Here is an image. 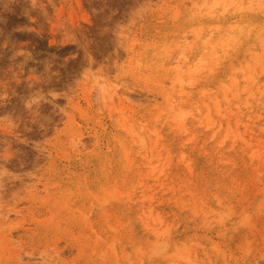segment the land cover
Here are the masks:
<instances>
[{"label":"rangeland","instance_id":"rangeland-1","mask_svg":"<svg viewBox=\"0 0 264 264\" xmlns=\"http://www.w3.org/2000/svg\"><path fill=\"white\" fill-rule=\"evenodd\" d=\"M216 1L0 0V264H264V7Z\"/></svg>","mask_w":264,"mask_h":264},{"label":"bare ground","instance_id":"bare-ground-1","mask_svg":"<svg viewBox=\"0 0 264 264\" xmlns=\"http://www.w3.org/2000/svg\"><path fill=\"white\" fill-rule=\"evenodd\" d=\"M228 1V0H227ZM261 1V0H260ZM259 1V3H261ZM204 2H206V1H204ZM257 2H258V0H257ZM262 2H263V0H262ZM264 3V2H263ZM262 3V7H260V6H258L257 4L258 3H256V1L255 0H239V1H237V0H232L231 2H226V0H217L214 4H213V10L215 11V10H217V9H219V10H221L220 12H218V13H221V12H223V14H227V13H229L230 11H236V12H238V13H253V12H255L258 8H259V10H261V9H263V7H264V4ZM202 4V3H201ZM205 6V5H204ZM258 6V7H257ZM206 7V6H205ZM209 7V6H208ZM208 10V9H207ZM213 10H211V12L213 11ZM219 10H217V11H219ZM258 11V10H257ZM232 12V13H233ZM236 12H234V14L236 13ZM209 13V12H208ZM249 13V14H250ZM256 13V12H255ZM231 14V13H230ZM220 15V14H219ZM212 16V15H211ZM214 16H215V14H214ZM202 17V16H201ZM208 18V17H207ZM215 18V17H214ZM235 22V21H234ZM250 22V21H249ZM215 26V25H214ZM217 26V25H216ZM215 26V27H216ZM252 26V25H251ZM200 27H201V25H200ZM228 27H230V29H232V30H230V32L229 31H227V33H226V35H224V34H222L223 36H222V40L221 41H219V42H217L218 40H217V38H216V44H213V41L215 40H213L212 41V44L215 46L214 47V50H215V52H213L214 54H218V53H220L221 51L222 52H224L225 54L226 53H228V51L229 50H237V48H239L240 47V45H241V43H243V38L245 39V37H242L241 36V34H243V33H241L240 31L239 32H234L235 30V28L237 29V26H233L232 28H231V26H228ZM253 27V26H252ZM256 27V26H255ZM254 27V28H255ZM195 28V27H194ZM201 28H203V27H201ZM209 28V27H208ZM213 29H214V27H212ZM241 28V27H240ZM239 28V30H241ZM247 28V27H246ZM248 28H250V27H248ZM210 29V28H209ZM217 29H219V27H217ZM261 29V28H260ZM194 30V29H193ZM192 30V31H193ZM204 30V29H203ZM212 30V29H211ZM216 30V29H215ZM225 30V29H224ZM228 30V29H227ZM255 30V29H254ZM253 30V31H254ZM238 31V30H237ZM241 31H243V30H241ZM252 31V30H251ZM194 32H196V31H194ZM163 33V32H162ZM165 33V32H164ZM173 33V32H172ZM199 33V32H198ZM201 33V32H200ZM237 33H241L240 35H238ZM259 33H260V31H259ZM262 33V34H261ZM260 34H261V40L264 42V35H263V32H261ZM167 34V33H166ZM171 34V33H170ZM174 34V33H173ZM212 34V33H211ZM246 34V33H245ZM245 34H244V36H245ZM248 34H249V32H248ZM257 34V33H256ZM260 34H257L258 36H260ZM165 35V34H164ZM161 36V35H160ZM168 36V35H167ZM172 36V35H171ZM209 36V35H208ZM212 36V35H211ZM220 36V35H219ZM246 36H247V34H246ZM250 36V35H249ZM164 37V36H163ZM175 37V36H174ZM201 37V36H200ZM221 37V36H220ZM166 38V37H165ZM171 38V37H170ZM182 38V37H181ZM185 38V37H184ZM203 38V37H202ZM257 38V37H256ZM161 39V38H160ZM205 39H206V37H205ZM219 39V38H218ZM157 40V39H156ZM171 40H173V39H171ZM164 41V40H163ZM179 42V41H178ZM202 42V41H201ZM204 42V41H203ZM262 42V43H263ZM211 43V42H210ZM211 44V45H212ZM180 45V44H179ZM212 45V46H213ZM263 45V44H262ZM198 46V45H197ZM203 46H204V43H203ZM239 46V47H238ZM255 46V45H254ZM261 46V45H260ZM210 48H212L211 46H209ZM189 49H190V47H189ZM199 50V49H198ZM205 50V49H204ZM213 50V49H212ZM213 50V51H214ZM249 50V49H248ZM263 50V49H262ZM163 52V51H162ZM200 52V51H199ZM206 52V51H205ZM251 52V51H250ZM263 52V51H262ZM191 53V52H190ZM198 53V52H197ZM196 52H195V54H197ZM212 53V52H211ZM224 53H223V55H224ZM233 53H234V51H233ZM245 53V52H244ZM255 53H257V52H255ZM194 54V55H195ZM213 54V55H214ZM264 54V53H263ZM211 55V54H210ZM213 55H212V57H213ZM219 55H221V53L219 54ZM246 55H247V53H246ZM250 55V54H249ZM255 55V54H254ZM256 55H258L259 57H260V55L259 54H256ZM261 55H262V53H261ZM197 56V55H196ZM201 56V55H200ZM212 57H210L211 59H212ZM215 57H218L217 55L215 56ZM214 57V58H215ZM224 58V57H223ZM231 58V57H230ZM165 59H166V57H165ZM197 59V58H196ZM207 59H208V57H207ZM202 60V59H201ZM200 60V61H201ZM213 60V59H212ZM216 60V59H215ZM220 60V59H219ZM167 61V60H166ZM206 62V61H205ZM211 62V61H210ZM161 64V63H160ZM210 64V63H209ZM216 64V63H215ZM211 69V68H210ZM191 70H193V69H191ZM187 72H188V70H187ZM192 73V72H191ZM186 74V73H185ZM190 75V74H189ZM181 77V76H180ZM181 80V79H180ZM179 81V80H178ZM176 82V81H175ZM185 85V84H184ZM178 86V85H177ZM187 88V87H186ZM182 91V90H181ZM184 92L185 91H183V94H184ZM188 94V93H187ZM180 95V94H179ZM183 97V96H182ZM188 100V99H187ZM189 101V100H188ZM183 102V101H182ZM185 102V101H184ZM189 103V102H188ZM183 112V111H182ZM178 115H176V116H178L179 117V114H180V112L178 113V112H176ZM174 114V113H173ZM188 114H190V113H188ZM169 116V115H168ZM175 116V117H176ZM187 116H190V115H187ZM160 117V116H159ZM172 117H173V115H172ZM177 118V117H176ZM190 118V117H189ZM172 119V118H171ZM176 120H181L180 118L179 119H176ZM155 121V120H154ZM174 121V120H173ZM182 121V120H181ZM180 122V121H179ZM179 122H177V123H179ZM183 122V121H182ZM181 122V123H182ZM175 123H176V121H175ZM183 124H184V122H183ZM185 125V124H184ZM178 127V126H177ZM176 127V128H177ZM183 127V126H182ZM175 128V127H174ZM186 129V128H185ZM188 129V128H187ZM181 130H184V129H181ZM181 130H180V132H181ZM191 130V129H190ZM127 131V130H126ZM157 132H159V131H157ZM160 133V132H159ZM158 133V134H159ZM187 133V132H186ZM189 133V132H188ZM191 133H192V131H191ZM159 137H160V135H159ZM158 137V138H159ZM169 138V137H168ZM170 139V138H169ZM188 139V138H187ZM192 139V138H191ZM167 142V141H166ZM139 143V142H138ZM142 144V143H141ZM163 144V143H162ZM177 144V143H176ZM146 146V145H145ZM165 149V148H164ZM192 149V148H191ZM168 150V149H167ZM125 152V151H124ZM135 152V151H134ZM170 153V152H169ZM127 154V153H126ZM126 156V155H125ZM185 156V155H184ZM127 157V156H126ZM137 157V156H136ZM169 159V158H168ZM123 161H124V159H123ZM127 161V160H126ZM179 161V160H178ZM186 161V160H185ZM125 163V162H124ZM127 163V162H126ZM125 163V164H126ZM143 164V163H142ZM189 164H190V162H189ZM122 165H123V163H122ZM127 165V164H126ZM145 165V164H144ZM177 165V164H176ZM191 165V164H190ZM125 166V165H124ZM128 166V165H127ZM186 167H187V164L185 165ZM155 167V166H154ZM159 167V166H158ZM126 168V167H125ZM156 168V167H155ZM155 168H152V169H155ZM185 168V167H184ZM131 170H132V168H130ZM172 169V168H171ZM155 170H157V169H155ZM155 170L153 171V172H155ZM159 170V169H158ZM132 172V171H131ZM135 172V171H134ZM157 172V171H156ZM113 173V172H112ZM160 175H165L166 174V167L165 168H163V169H161V170H159V172H158ZM154 174V173H153ZM158 174V175H159ZM118 175H120V174H118ZM155 175V174H154ZM190 175V174H189ZM192 175V174H191ZM190 175V176H191ZM127 176V175H126ZM151 176V175H150ZM189 176V177H190ZM121 177V176H120ZM159 177V176H158ZM185 177V176H184ZM123 178V177H122ZM188 180V179H187ZM105 182V181H104ZM162 183V182H161ZM171 183V182H170ZM177 183V182H176ZM128 184V183H127ZM136 184V183H135ZM137 184H138V182H137ZM140 185V184H139ZM140 186H142V185H140ZM147 186V185H146ZM153 186V185H152ZM157 186V185H156ZM172 186V185H171ZM158 187V186H157ZM174 187V186H173ZM179 187H180V185H179ZM135 188H136V186H135ZM137 188H139V187H137ZM147 188V187H146ZM205 188V187H204ZM124 189V188H123ZM149 189V188H148ZM161 189H162V187H161ZM186 189V188H185ZM175 190V189H174ZM182 190V189H181ZM158 191V190H157ZM171 191V190H170ZM163 192H165V191H163ZM167 192V191H166ZM183 192V191H182ZM186 193V192H185ZM190 193V192H189ZM126 194V193H125ZM133 194V193H132ZM144 194V193H143ZM146 194V193H145ZM175 194V193H174ZM195 194V193H194ZM115 195V194H114ZM142 195V194H141ZM192 195V194H191ZM109 196H112V194H110ZM123 196V195H122ZM144 196V195H143ZM149 196V195H148ZM98 197V196H97ZM131 197V196H130ZM133 197V196H132ZM140 197V196H139ZM152 197V196H151ZM192 197V196H191ZM194 197V196H193ZM147 199H148V197H146ZM145 198V199H146ZM161 198V197H160ZM173 198V197H172ZM122 199V198H121ZM128 199V198H127ZM144 199V198H143ZM151 199V198H150ZM177 199V198H176ZM136 200V199H135ZM140 200H142V199H140ZM181 200V199H180ZM131 201V200H130ZM133 201V200H132ZM153 201V200H152ZM126 202V201H125ZM134 202V201H133ZM136 202V201H135ZM143 202H145V201H143ZM158 202V201H157ZM156 202V203H157ZM161 202V201H160ZM167 202V201H166ZM169 202H170V199H169ZM151 203V202H150ZM178 203H179V201H178ZM185 203V202H184ZM196 203V202H195ZM127 204V203H126ZM144 204V203H143ZM160 204V203H159ZM192 204V203H191ZM66 205V204H65ZM174 205V204H173ZM176 205V204H175ZM184 206H185V204H183ZM190 205V204H189ZM193 205H194V203H193ZM144 206V205H143ZM162 206V205H161ZM67 207V206H66ZM129 207H130V205H129ZM178 207V206H177ZM139 208V207H138ZM159 208V207H158ZM149 209H151V208H149ZM148 209V210H149ZM161 209V208H160ZM184 209V208H183ZM194 210V209H193ZM197 211V210H196ZM202 211V210H201ZM151 212V211H150ZM157 213V212H156ZM165 213V212H164ZM151 214H152V212H151ZM174 214V213H173ZM193 215H194V213H192ZM195 214H197V213H195ZM160 215V214H159ZM191 215V214H190ZM148 216V215H147ZM147 216H145V217H147ZM152 217V216H151ZM148 218H150V217H148ZM153 218V217H152ZM158 218H160V216L158 217ZM178 218V217H177ZM140 219V218H139ZM161 219V218H160ZM159 219V220H160ZM174 219V218H173ZM141 220V219H140ZM152 220H154V219H152ZM158 220V221H159ZM162 220V219H161ZM144 221V220H143ZM157 221V222H158ZM163 221V220H162ZM162 221H160L161 223L160 224H162V223H164V222H162ZM174 221V220H173ZM142 222V221H141ZM155 222V221H154ZM148 223V222H147ZM174 223V222H173ZM190 223V222H189ZM120 224V223H119ZM128 224V223H127ZM168 224V223H167ZM177 224V223H176ZM124 225V224H123ZM148 225V224H147ZM163 225V224H162ZM150 226V225H149ZM154 226V225H153ZM167 226V225H166ZM171 226H172V224H171ZM178 226V225H177ZM92 227V226H91ZM109 227H112V226H110L109 225ZM124 227H126V226H124ZM148 227V226H147ZM163 227V226H162ZM165 227V226H164ZM163 227V228H164ZM153 228V227H152ZM170 228V227H169ZM168 228V229H169ZM113 229V228H112ZM167 229V230H168ZM183 229V228H182ZM161 230V229H160ZM164 230V229H163ZM166 230V231H167ZM170 231V230H169ZM145 232V231H144ZM157 233H158V231H156ZM155 232V234H157ZM113 233V232H112ZM171 233V232H170ZM130 234V233H129ZM116 236V235H115ZM162 236V235H161ZM170 236H171V234H170ZM169 236V237H170ZM165 239H167V238H165ZM153 242V241H152ZM166 242V241H165ZM145 243V242H144ZM147 243V242H146ZM161 243H162V241H158V242H156V243H153V244H155L157 247H160V245H161ZM184 243V242H183ZM191 243V242H190ZM195 243V242H194ZM114 244H115V242H114ZM167 244H168V241H167ZM185 244V243H184ZM196 244H198V243H196ZM115 246V245H114ZM133 246V245H132ZM136 246V245H135ZM182 246V245H181ZM199 247L200 246H202V245H198ZM155 248V249H153V250H162V248L161 249H158V248ZM168 247V246H167ZM204 247V246H203ZM215 248V247H214ZM83 249V248H82ZM93 249V248H92ZM124 249V248H123ZM137 249V248H136ZM192 249H196V248H192ZM201 249V248H200ZM139 250V249H138ZM164 250V249H163ZM162 250V251H163ZM98 251V250H97ZM140 251V250H139ZM169 251V250H168ZM172 251V250H171ZM190 252V249L189 250H182V248H176L175 250H174V252L172 251V253H174V254H172V258H175V257H177V256H179V255H181V254H185V253H187V252ZM217 251V250H216ZM138 252V251H137ZM98 253V252H97ZM196 253V252H195ZM207 253V252H206ZM140 254H142V253H140ZM188 254V253H187ZM92 255V254H91ZM89 256V255H88ZM122 256V255H121ZM161 256H163V255H161ZM208 256V255H207ZM137 257V256H136ZM190 257H191V255L189 256V255H187V259H189V261H190ZM224 257V256H223ZM151 258V257H150ZM167 258V257H166ZM184 259L183 257H179V259ZM196 258V257H195ZM163 259V258H162ZM139 260V259H138ZM171 260V259H170ZM175 260V259H174ZM186 260V259H185ZM192 260V259H191ZM177 261V260H176ZM173 262V261H172ZM175 262V261H174ZM194 262H196V261H190V263L189 264H194ZM211 262V261H210ZM155 263H157V262H155ZM97 264V263H96ZM170 264V263H169ZM198 264V263H197Z\"/></svg>","mask_w":264,"mask_h":264}]
</instances>
